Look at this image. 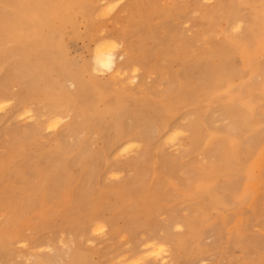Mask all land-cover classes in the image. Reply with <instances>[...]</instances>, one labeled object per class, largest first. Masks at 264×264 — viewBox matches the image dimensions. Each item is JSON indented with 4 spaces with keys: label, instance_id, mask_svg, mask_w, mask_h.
<instances>
[{
    "label": "rangeland",
    "instance_id": "rangeland-1",
    "mask_svg": "<svg viewBox=\"0 0 264 264\" xmlns=\"http://www.w3.org/2000/svg\"><path fill=\"white\" fill-rule=\"evenodd\" d=\"M94 1L61 6V33L32 13L24 31L0 23V264H264V49L253 33L264 7L103 0L93 11ZM18 3L0 0V14L18 16ZM97 38L114 43L124 78L92 70ZM219 53L239 76L214 97L202 71ZM115 96L134 139L118 153L115 118L97 117ZM228 105L259 122L251 152L235 153L252 137L232 128ZM194 106L206 115L201 137L187 127Z\"/></svg>",
    "mask_w": 264,
    "mask_h": 264
},
{
    "label": "bare ground",
    "instance_id": "bare-ground-1",
    "mask_svg": "<svg viewBox=\"0 0 264 264\" xmlns=\"http://www.w3.org/2000/svg\"><path fill=\"white\" fill-rule=\"evenodd\" d=\"M13 1V0H10ZM69 0H18L17 8L19 15H1L0 14V23L3 26L4 31L7 32H13L15 30H27L30 26L28 23L27 17L23 16L24 13H32L36 19H38V23L43 27H50L54 29L55 31H59L60 33L63 31V26L60 24V18L62 13V8H60L63 5H66ZM238 2L244 3L246 0H237ZM103 3V0H95L93 11L97 9L99 5ZM219 5L222 7H233L231 0H220ZM65 7V6H64ZM63 7V8H64ZM253 7L255 9L256 16L259 15L260 10L264 7V0H258L253 4ZM77 8L81 11V13L86 16L90 17V14L93 12L90 8V6L83 5L81 3L77 4ZM44 16V17H43ZM43 17V18H41ZM72 22L75 24V18L71 16ZM239 27V26H237ZM254 37L257 38V47L264 49V24L261 27V29L258 30V32H253ZM56 45L59 50H63V45L60 40L56 41ZM250 58L253 56V52H245ZM119 54L116 53L114 50V43H106L103 41V38H97L94 40L92 48H91V68L97 73H100L101 70L106 68L108 72L111 73V76L113 78H124V69L119 66L117 63V57ZM243 55L245 56L244 52ZM85 65V64H84ZM204 70L202 71V74H206L207 72L211 71V74L209 77H204V79L201 81V85L204 88H210L212 87L215 91L214 97L219 96L220 89L225 85L227 81L233 78H237L239 76L238 71H236L232 65L230 56L225 53H219L216 56L215 60H211L210 58H207L204 65ZM84 70V66L82 68H78L74 70L72 77L76 80L78 83L77 85H82V80L85 79L82 77V71ZM89 83L96 87L98 92V96H101L102 99L106 101L104 98V95L106 96V93L102 91L101 89L104 88L100 84H98L95 80H93L91 77L87 79ZM135 81V77H132L128 83H132ZM195 89L194 86H192V91ZM172 91V90H171ZM186 91L187 89H181L176 91V94L173 96L176 100L179 98L185 100L186 98ZM107 97V96H106ZM9 98L0 93V105H4L8 102ZM170 106H166L164 109L167 113H169ZM224 111L231 117L232 123L231 126L234 130L240 131V135L245 136H251V146L245 147L246 145L243 143L242 139H240L238 145H236L235 153L238 152V150H247L251 152L256 144L259 142L260 138L257 137L254 134V131L259 128V122L256 121L253 117L252 113H243L239 111L238 109L232 107V106H226L224 108ZM129 113V107L126 104H123L117 96L114 97V99L110 100L108 104H105L104 110L97 113V117L99 119H105V117H114L115 122L114 126L116 129V141L117 146L113 149V153H118L120 151V148L133 143L134 139H130V132L131 130L125 129L123 126L122 116ZM192 118L189 122H187L188 129L196 136L201 137V122L205 119V113L204 110L199 106H194V109L191 112ZM145 118V117H144ZM149 121V118L147 119ZM152 120V119H151ZM163 134H166L167 131H170L171 128H168L166 125H162ZM183 130V129H182ZM210 141V138H207L206 142ZM168 167H172L171 164L168 163ZM223 196H225L227 199L234 198V199H240L241 195L238 191H226L225 189L222 191ZM216 198V197H215ZM214 198V199H215ZM217 199V198H216ZM98 220H93L92 224H98ZM193 225L195 222H192ZM168 233V232H167ZM165 233L166 237H169L170 233ZM156 233L152 231V241L155 240L154 236ZM148 241H151L149 239ZM162 244V243H161Z\"/></svg>",
    "mask_w": 264,
    "mask_h": 264
}]
</instances>
